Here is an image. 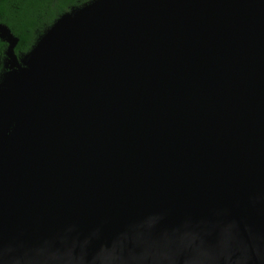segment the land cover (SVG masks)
I'll use <instances>...</instances> for the list:
<instances>
[{
  "label": "water",
  "instance_id": "1",
  "mask_svg": "<svg viewBox=\"0 0 264 264\" xmlns=\"http://www.w3.org/2000/svg\"><path fill=\"white\" fill-rule=\"evenodd\" d=\"M0 40V264H264V0H91Z\"/></svg>",
  "mask_w": 264,
  "mask_h": 264
},
{
  "label": "trees",
  "instance_id": "2",
  "mask_svg": "<svg viewBox=\"0 0 264 264\" xmlns=\"http://www.w3.org/2000/svg\"><path fill=\"white\" fill-rule=\"evenodd\" d=\"M91 0H0V24L19 39L18 56L28 53L53 23L72 8ZM7 45L0 40V76L4 71Z\"/></svg>",
  "mask_w": 264,
  "mask_h": 264
},
{
  "label": "rangeland",
  "instance_id": "3",
  "mask_svg": "<svg viewBox=\"0 0 264 264\" xmlns=\"http://www.w3.org/2000/svg\"><path fill=\"white\" fill-rule=\"evenodd\" d=\"M5 62H6V55H5V58H4V64H5ZM5 72V69H4V71H3V73Z\"/></svg>",
  "mask_w": 264,
  "mask_h": 264
}]
</instances>
